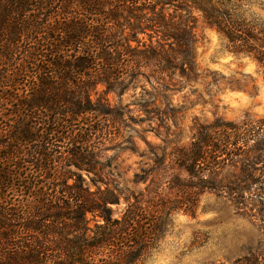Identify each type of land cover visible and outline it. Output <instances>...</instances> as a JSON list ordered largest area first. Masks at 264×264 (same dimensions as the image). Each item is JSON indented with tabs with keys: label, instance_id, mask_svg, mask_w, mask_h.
<instances>
[{
	"label": "trees",
	"instance_id": "16d2710c",
	"mask_svg": "<svg viewBox=\"0 0 264 264\" xmlns=\"http://www.w3.org/2000/svg\"><path fill=\"white\" fill-rule=\"evenodd\" d=\"M246 1L0 0V264L141 262L154 245L143 207L126 200L113 219L108 205L118 201L110 193L67 177L66 163L84 169L88 139L59 128L91 112L109 115L89 100L99 84L109 93L140 76L161 84L194 76V13L229 52L264 66V33L245 22ZM193 130L176 153L186 178L171 182L185 211L192 215L197 195L208 191L263 224L264 116L194 122ZM60 143L68 144L63 152ZM88 216L99 221L91 227ZM232 264H264V257L250 253Z\"/></svg>",
	"mask_w": 264,
	"mask_h": 264
},
{
	"label": "rangeland",
	"instance_id": "374dc122",
	"mask_svg": "<svg viewBox=\"0 0 264 264\" xmlns=\"http://www.w3.org/2000/svg\"><path fill=\"white\" fill-rule=\"evenodd\" d=\"M241 12L249 26L264 33V0L241 2ZM193 15L194 76L174 78L171 84L140 76L109 93L99 84L89 100L105 106L109 115L91 112L59 128L62 136L88 139L85 170L66 163L61 171L67 177L78 176L90 191L99 187L110 193L118 201L108 205L113 219L121 217L126 200L143 207L142 224L153 230L154 245L139 264H232L250 253L264 257V223L237 213L227 198L208 191L197 195L191 215L171 183L186 178L176 153L191 142L194 122L264 116V66L229 52L226 39L199 13ZM138 38L148 42L147 36ZM2 119L0 142L6 130ZM59 147L63 152L68 144ZM88 219L91 227L98 220Z\"/></svg>",
	"mask_w": 264,
	"mask_h": 264
}]
</instances>
